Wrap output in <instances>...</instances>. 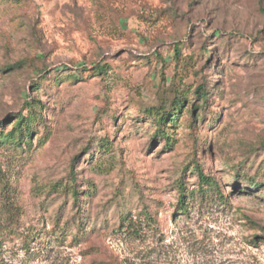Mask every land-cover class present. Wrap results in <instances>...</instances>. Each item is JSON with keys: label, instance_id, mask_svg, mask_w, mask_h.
Segmentation results:
<instances>
[{"label": "rangeland", "instance_id": "obj_1", "mask_svg": "<svg viewBox=\"0 0 264 264\" xmlns=\"http://www.w3.org/2000/svg\"><path fill=\"white\" fill-rule=\"evenodd\" d=\"M0 264H264V0H0Z\"/></svg>", "mask_w": 264, "mask_h": 264}, {"label": "trees", "instance_id": "obj_2", "mask_svg": "<svg viewBox=\"0 0 264 264\" xmlns=\"http://www.w3.org/2000/svg\"><path fill=\"white\" fill-rule=\"evenodd\" d=\"M204 90H205V87L202 86V85H200V86H199V92H200V93H205ZM28 104L31 105V103H28ZM165 120H166V117H162V118L159 119V121H160L161 123H163ZM201 176L203 177L204 175L201 173ZM185 200H186V199H185V196L182 195V199H181L182 203H185ZM184 210H185V208H184Z\"/></svg>", "mask_w": 264, "mask_h": 264}]
</instances>
